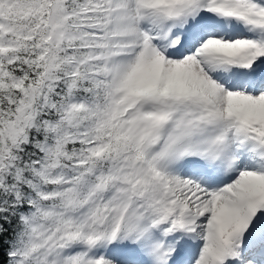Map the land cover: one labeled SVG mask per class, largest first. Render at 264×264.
I'll list each match as a JSON object with an SVG mask.
<instances>
[{
	"label": "snow or ice",
	"instance_id": "6c2138e0",
	"mask_svg": "<svg viewBox=\"0 0 264 264\" xmlns=\"http://www.w3.org/2000/svg\"><path fill=\"white\" fill-rule=\"evenodd\" d=\"M0 264H264V0H0Z\"/></svg>",
	"mask_w": 264,
	"mask_h": 264
}]
</instances>
